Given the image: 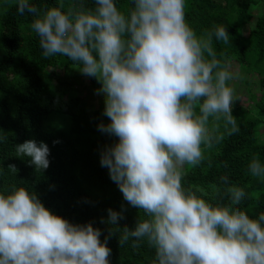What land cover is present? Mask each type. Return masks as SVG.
Masks as SVG:
<instances>
[{
  "label": "clouds",
  "instance_id": "9594fccd",
  "mask_svg": "<svg viewBox=\"0 0 264 264\" xmlns=\"http://www.w3.org/2000/svg\"><path fill=\"white\" fill-rule=\"evenodd\" d=\"M20 15L35 16L43 58L60 55L95 78L110 123L98 127L118 137L100 163L107 167L124 199L142 210L134 229L116 227L122 211L108 209V223L119 231V244L131 239L155 250L152 264H264V213L251 218L238 205L243 187L226 188L230 204L212 205L182 186L185 166L196 167L204 150L224 134L209 128L223 119L228 135L239 131L233 115L235 88L241 78L217 58L213 38L227 45L223 25L197 35L185 19V0H133L128 15L115 0H94V10L64 4L43 15L29 0H16ZM197 108L199 111L197 112ZM230 126V127H229ZM54 141L53 143H57ZM36 169L50 166L43 141L16 145ZM8 168L17 172L14 164ZM253 177L264 179V164L254 157ZM223 183L228 182L222 176ZM92 223L73 224L50 211L24 187L0 193V264H110L107 238Z\"/></svg>",
  "mask_w": 264,
  "mask_h": 264
},
{
  "label": "trees",
  "instance_id": "16d2710c",
  "mask_svg": "<svg viewBox=\"0 0 264 264\" xmlns=\"http://www.w3.org/2000/svg\"><path fill=\"white\" fill-rule=\"evenodd\" d=\"M261 1L185 0L184 8L186 22L198 36L214 26L227 28L229 44L213 38L217 58L230 65L237 61L240 70L255 72L262 91L253 108L233 106L238 132L228 135L223 119L209 118V128L216 127L224 138L211 148L201 146L204 160L196 167L185 166L182 186L214 206L230 204L227 187H243L246 196L238 207L251 218L264 213V179L253 177L248 168L254 157L264 164V13L248 27L253 20L251 10ZM60 2L64 11L95 8L94 0H29L40 15ZM115 3L125 15L134 6L133 0ZM17 7L16 0H0V193L7 195L24 187L70 223L91 222L101 230V242L107 238L110 264H152L155 250L146 240L134 248L131 239L120 246L119 232L109 236L111 228L119 231L107 222L110 208L121 212L124 206L123 218L116 225L121 230L125 226L132 230L139 217L147 218L124 199L108 168L101 166L102 151L118 142V137L99 130L110 119L85 95L55 88L54 70L77 65L60 55L43 58L39 37L31 28L36 17L27 12L20 15ZM91 79L97 90L100 83ZM26 140L48 145L50 166L46 170L36 169L29 157L17 155L16 145ZM10 164L17 172L8 168ZM222 176L228 177L227 183L221 181Z\"/></svg>",
  "mask_w": 264,
  "mask_h": 264
},
{
  "label": "rangeland",
  "instance_id": "374dc122",
  "mask_svg": "<svg viewBox=\"0 0 264 264\" xmlns=\"http://www.w3.org/2000/svg\"><path fill=\"white\" fill-rule=\"evenodd\" d=\"M253 20L248 25L251 27L254 24L256 17L264 13V0L258 6L252 8ZM56 77L55 88L59 91H66L68 93L75 92L79 95H85L90 101L91 105L96 108H101L104 111V96L97 94L96 89L92 85L91 77L83 75L77 66L63 69L57 68L54 70ZM230 71L239 73L241 78L229 81V85L235 88L236 99L233 106L236 104H243L246 107L253 108L258 97L261 95V85L258 80V75L255 72H244L240 70L238 62L233 61L230 65ZM101 87L99 85L98 89ZM255 111V109H253ZM264 135V124L261 127Z\"/></svg>",
  "mask_w": 264,
  "mask_h": 264
}]
</instances>
